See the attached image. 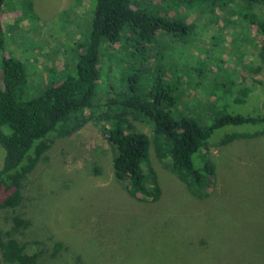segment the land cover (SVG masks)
<instances>
[{"label": "rangeland", "instance_id": "obj_1", "mask_svg": "<svg viewBox=\"0 0 264 264\" xmlns=\"http://www.w3.org/2000/svg\"><path fill=\"white\" fill-rule=\"evenodd\" d=\"M146 1L166 9L162 0ZM176 3L168 0L169 15L183 20L188 31L155 38L157 57L134 61L137 84L154 69L168 72L177 107L208 125L206 105L221 104V89L235 82L241 60L259 58L260 19L249 23L243 15L261 16L264 7ZM2 8L3 51L21 61L28 76L23 100L42 94L64 71L74 72L96 0H6ZM116 48L103 60L97 93L121 101L131 95L127 78L134 74L126 67V48ZM178 76L184 77L180 83ZM254 78L264 84V61ZM248 103L240 113L255 114L254 100ZM126 117L150 138L149 163L162 190L157 201L131 196L116 179L105 122L91 119L71 134L48 137V150L24 182L22 204L0 208L5 236L40 242L37 264H264V135L221 143L231 129L215 131L209 153L193 156L196 169L203 171L210 160L216 168L208 195L199 197L157 156L153 125L137 112ZM3 157L0 146V167Z\"/></svg>", "mask_w": 264, "mask_h": 264}, {"label": "trees", "instance_id": "obj_2", "mask_svg": "<svg viewBox=\"0 0 264 264\" xmlns=\"http://www.w3.org/2000/svg\"><path fill=\"white\" fill-rule=\"evenodd\" d=\"M5 1L0 0V146L4 151L0 167V208L15 209L22 204L24 182L48 150L52 134H71L91 119L96 123L105 122L102 130L115 153L116 179L131 196L146 201H157L162 190L149 163L150 138L129 122L128 113H140L153 125L158 139L157 156L168 160L170 170L199 197L208 195L216 168L210 160L203 171L196 169L193 156L198 152L209 153L215 131L231 129L221 137V143L264 135V84L254 78L262 70L264 45L258 60L253 59L252 63L241 60L242 68L235 74V82L221 89V104L206 105L212 119L208 125H201L177 107L178 98L173 94L175 89L169 86L168 72L154 69L145 83L137 84L140 74L139 69H134V61L157 57L153 50L155 38L164 33L180 37L188 31L189 26L183 20L169 15L168 0H162L166 9L159 11L154 9L158 5H149L146 0H96L89 37L79 44L82 50L74 72L64 71L62 78L50 82L42 94L23 100L28 82L26 68L3 51ZM176 1L178 8H190L195 3H221V7H225L233 2L245 3L246 8V2L249 6L264 7V0ZM256 16L260 19L258 32L264 36V14L260 16L252 11L250 15H243L249 23L254 22L252 17ZM117 46L126 48L129 56L126 67L134 74L127 78L131 95L121 101L115 97H99L97 93L103 60L108 53L118 52ZM183 79L176 77L179 83ZM213 97L216 98L215 94ZM250 98L254 100L251 104L255 105L256 112L243 115L240 108L249 107ZM217 101L219 98L206 104ZM39 246L41 243L37 241L21 243L7 238L0 228V264H37L43 252Z\"/></svg>", "mask_w": 264, "mask_h": 264}]
</instances>
